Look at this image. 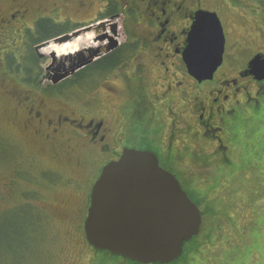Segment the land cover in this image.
Segmentation results:
<instances>
[{
  "label": "rangeland",
  "instance_id": "1",
  "mask_svg": "<svg viewBox=\"0 0 264 264\" xmlns=\"http://www.w3.org/2000/svg\"><path fill=\"white\" fill-rule=\"evenodd\" d=\"M3 4L0 0V6ZM200 4L203 12L215 13L221 23L224 60L231 69L229 73L224 67L212 87L198 89L207 95L205 99L202 94L197 102L193 96L187 99L190 104L186 108L192 115L185 111L181 118L185 121L179 126L188 132L177 141H166L177 146L188 143L193 131L187 125L195 129L197 115L202 113H195L199 107L194 106L205 103L207 109L212 108L213 115L204 118L211 127L201 131L206 142L195 139L193 150H171L168 159L173 163L175 155L180 159V167L171 172L177 173L179 184L202 219L199 234L184 245L183 257L173 264H264V106L259 113L257 109L245 110L240 106V93L235 106L231 101L213 103L211 97L207 102L208 91L221 79L236 78L253 54H264V0H200ZM31 32L25 31L27 38H20L18 33L0 30V264H90L91 255L83 246V222L93 185L112 150H91L68 133L58 134L60 149L54 150L41 125L56 115L81 112V102L91 98L102 112L109 110L113 120L121 106L131 104L133 97L128 92L135 91V86L128 87L121 79L106 80L107 74L95 70L91 80L73 86V81L64 82L52 90L57 95L50 97L44 89L47 82L39 84L45 71L53 65L67 68L70 63L54 52L52 46L57 44L52 39L36 53L34 48L47 41L38 44L28 37ZM87 32L75 38L81 42L77 52L86 49L84 46L90 48ZM118 42L123 45L124 39L120 37ZM120 52L123 58L126 53ZM144 63L153 65L147 58ZM230 106L236 110L230 118L216 113L230 112ZM97 114L101 113L96 110L93 115ZM227 136L232 141L228 150L219 149L227 145ZM118 262L114 264H133L122 258Z\"/></svg>",
  "mask_w": 264,
  "mask_h": 264
},
{
  "label": "flooded vegetation",
  "instance_id": "2",
  "mask_svg": "<svg viewBox=\"0 0 264 264\" xmlns=\"http://www.w3.org/2000/svg\"><path fill=\"white\" fill-rule=\"evenodd\" d=\"M94 2L98 5L96 9ZM3 3L0 6V30L6 29L12 34L18 33L17 36L20 38H27L25 31H33L28 33V37L39 41L43 37H40L38 29L44 26L55 27L57 30L54 31H58L59 36L71 34L81 28H90L88 33L92 34L93 40H98L95 49L109 47L111 40L117 42L118 45L110 52L102 54L56 85L52 84L51 80L58 66L53 65L46 70L39 84L47 82L44 89L50 97L57 95L53 93L54 89L64 82L73 81V84L70 83L73 86L89 81L95 70L102 76L107 74L106 80L121 79L128 87L135 86V91L130 88L131 91L128 92L133 97L131 104L121 106L113 120L109 116L110 111L105 109L102 112L101 106L96 105L91 98L81 102L83 109L79 113L72 111L69 115H56L55 118L44 121L41 127L48 144L52 145L54 150L60 149L58 134L68 133L74 141L86 142L91 150L104 152L112 150L104 167L117 161L124 150L148 151L157 157L162 169L178 179L177 173H172L171 170L175 171L180 167L178 165L180 159L175 155L174 159L172 157L175 163L168 160L171 157V150H193L192 143L195 139L206 142L202 137H207L201 135V131L203 128L207 131L211 125L207 123L208 119L204 118L213 115L212 108L207 109L205 103L194 106L199 107L195 109V113L198 111L202 113L198 115L194 113L193 118L196 119L197 115L196 121H198L195 129L190 130V124L187 125L189 131H193L192 138L188 143L183 141L179 146L173 145L172 141L179 140L183 132L184 134L188 132V130L183 131L179 126L185 121L181 118H185L186 112L192 115L190 109L186 108L190 104L187 99L193 96V101L197 102L201 94L205 99L207 95L202 91L199 92L198 89L212 87L215 81L219 80L218 76L222 74L224 67L229 73L231 69L230 64L224 60V51L222 63L211 80L198 82L188 74L182 54L187 46V37L195 14L204 11L200 0H3ZM119 30L122 34L118 33ZM120 37L124 39L123 45L118 42ZM101 39L103 41H99ZM84 48L86 49H82L80 53L87 57L86 50L89 48L87 46ZM120 50L126 53L123 58L120 57ZM257 56L264 58V54L257 52L239 69L236 78L221 79L216 88L208 91L207 102L211 97L213 103L231 101L235 106L236 95L240 93L242 105L240 103L239 105L248 111L257 109L259 113L260 108L264 106V99L260 97V91L264 89V79L257 80L250 74L249 68L250 61ZM146 58L152 61L154 66H146L144 63ZM138 59L140 61L136 63ZM132 64L135 66L131 67ZM84 71L87 72L80 74ZM239 82L240 87H238ZM108 89L106 92L110 93L112 90ZM229 90H232L230 94H228ZM220 95H223L222 101H219ZM234 106H230L232 108L230 112L216 113H225L223 117H229L231 112L236 111ZM96 110L101 114L94 116ZM249 113L251 116L252 112ZM255 114L257 112H254ZM167 117L170 119L169 125ZM36 118V114L33 115V119ZM250 121L253 123L251 119ZM212 138L221 141L213 134ZM227 138V145H221L219 149L228 150L232 141L228 136ZM168 139H172L170 145L166 143ZM88 202L90 204V196ZM89 204H87L88 208ZM84 222L83 246L84 251H88L91 255L90 264L119 263L118 258L89 245L85 238Z\"/></svg>",
  "mask_w": 264,
  "mask_h": 264
},
{
  "label": "water",
  "instance_id": "3",
  "mask_svg": "<svg viewBox=\"0 0 264 264\" xmlns=\"http://www.w3.org/2000/svg\"><path fill=\"white\" fill-rule=\"evenodd\" d=\"M87 31L90 28L51 42L61 45ZM110 42L109 47L89 48L87 57L76 53L62 58L70 66H58L51 83L58 84L118 45ZM49 44L34 50L37 53ZM224 44L217 15L197 12L182 54L188 74L198 82L211 80L222 63ZM50 56L55 64V54ZM249 68L257 80L264 79V58L255 57ZM201 224L196 205L175 177L159 166L153 153L124 150L117 161L103 168L91 190L84 233L90 246L116 257L138 264H170L182 256L184 244L199 234Z\"/></svg>",
  "mask_w": 264,
  "mask_h": 264
},
{
  "label": "bare ground",
  "instance_id": "4",
  "mask_svg": "<svg viewBox=\"0 0 264 264\" xmlns=\"http://www.w3.org/2000/svg\"><path fill=\"white\" fill-rule=\"evenodd\" d=\"M98 34V33H97ZM81 41V39H80ZM94 41V40H93ZM86 43H89V45H93L95 44V42H92V34H88V38ZM80 47V43L79 41H70V42H66L63 45H55L52 46V48L54 49V52L61 54L63 57L67 56L65 55L66 53H68V56L72 55L73 53L75 54V52H77L78 48Z\"/></svg>",
  "mask_w": 264,
  "mask_h": 264
},
{
  "label": "trees",
  "instance_id": "5",
  "mask_svg": "<svg viewBox=\"0 0 264 264\" xmlns=\"http://www.w3.org/2000/svg\"><path fill=\"white\" fill-rule=\"evenodd\" d=\"M55 29H56L55 27L53 28V27L41 26L38 30H39L40 37H43V38L38 41V44L58 37L60 34L58 31H54ZM113 257H115V256H113ZM118 259H120V258H118ZM173 263H171V264H173ZM133 264H137V263H133Z\"/></svg>",
  "mask_w": 264,
  "mask_h": 264
}]
</instances>
